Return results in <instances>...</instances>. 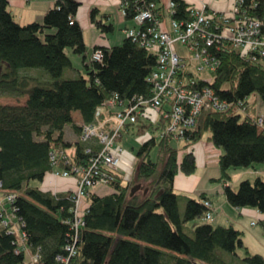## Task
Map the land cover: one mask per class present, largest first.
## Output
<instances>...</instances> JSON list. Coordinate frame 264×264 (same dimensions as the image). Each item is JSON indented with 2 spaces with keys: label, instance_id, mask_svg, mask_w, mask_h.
<instances>
[{
  "label": "trees",
  "instance_id": "1",
  "mask_svg": "<svg viewBox=\"0 0 264 264\" xmlns=\"http://www.w3.org/2000/svg\"><path fill=\"white\" fill-rule=\"evenodd\" d=\"M157 1L123 0L126 19L133 20L139 8L155 2V20L146 24L162 21L165 14ZM80 4L78 0H56L42 21L22 24L16 20L10 0H0V96L27 97L24 103H0L1 188L3 195L18 192L6 207L23 223L30 249L40 250L47 264H62L56 256L66 254L71 237L66 220L72 216L73 191L45 190V178L55 168H71L60 158L62 152L70 155L72 165H88V144L80 140L83 125L94 122L97 109L116 94L124 100L152 95L148 77L158 57L126 37L118 45H95L93 50L102 51V60H88L83 28L76 18ZM242 7L262 19L264 0H244ZM172 17L186 21L192 15L185 2L176 0ZM90 18L105 38L115 29L110 15L99 7H92ZM68 48L83 56L86 74L74 67ZM211 50L218 61L213 81L200 79L198 84L209 83L222 99L245 101L249 113L234 108L202 111L181 138L185 141L182 156L172 145V137L145 139L136 154L133 182L123 173L111 171L107 184L111 192L89 190L75 264H264V255L251 252L244 231L234 224L215 226L205 220L190 227V221L204 219L209 198L178 193L174 186L178 173L196 171V156L188 147L209 131L208 139L222 150L219 180L226 183L230 204L264 213L262 177L254 182L242 180L238 189L229 183L231 168L264 163V129L252 124L260 113L249 100L256 94L264 104V59L249 57L226 41ZM31 68H41L45 74L35 76L29 72ZM76 111L83 118L81 123L74 119ZM68 125L79 139H66ZM156 145L159 155L154 160L150 152ZM52 153L59 156L56 166ZM144 182H148L144 192L140 189L131 195L132 187ZM17 243L16 234L0 224V264H28L27 253L16 252Z\"/></svg>",
  "mask_w": 264,
  "mask_h": 264
},
{
  "label": "built area",
  "instance_id": "2",
  "mask_svg": "<svg viewBox=\"0 0 264 264\" xmlns=\"http://www.w3.org/2000/svg\"><path fill=\"white\" fill-rule=\"evenodd\" d=\"M237 0L234 9L229 14L219 16L208 9L206 5L199 9H189L190 20H177L172 17L176 9V0H171L168 12L172 19L173 32L161 27V20L154 25L146 24L155 20V2L147 7L139 8L134 17V25L125 29V35L157 54V64L148 77L153 93L149 97L134 96L124 100L118 94L107 99L96 111V120L83 125L80 140L87 143L86 153L91 154L88 165H72L70 155L61 153L60 158L70 165L69 169L53 171L57 176L74 178L76 187L71 195L73 202L72 216L69 224L70 241L66 244V254H58L56 261L62 264H75L78 254L77 241L81 229L85 226L83 215L88 207L85 198L89 190L97 184L107 185L112 179L111 171L123 173L127 181L134 177L133 169L136 156L126 150L120 143L123 131L135 125L140 118L151 119L154 115L161 116L165 125V137L182 138L187 129L194 126L197 118L206 109L227 110L236 109L248 114L249 108L245 101L231 102L222 99L209 84H198L197 79L187 68L185 58L181 57L175 48L180 42L186 45L192 58L199 60L198 70L209 67L213 72L218 61L211 48L220 42H230L235 47H241L242 53L256 59H264L263 20L243 9L242 2ZM257 2L253 3V6ZM121 10L126 14L125 5L121 0ZM92 59L102 60V51L95 49ZM203 81L205 79H202ZM210 82V81H208ZM168 124V126H167ZM258 129H264V114L252 120ZM58 153H52V161L56 166ZM2 183L0 182V188ZM2 191H4L1 188ZM6 192V191H5ZM18 192L5 193L6 202L0 205V224L9 228V232L17 236V253L25 252L29 257L28 264H47L42 259L40 250L33 252L27 242V234L22 230L23 223L16 219L15 214L6 207L12 204ZM86 204V205H85ZM209 209L204 220L213 217L212 203L205 200Z\"/></svg>",
  "mask_w": 264,
  "mask_h": 264
},
{
  "label": "crops",
  "instance_id": "3",
  "mask_svg": "<svg viewBox=\"0 0 264 264\" xmlns=\"http://www.w3.org/2000/svg\"><path fill=\"white\" fill-rule=\"evenodd\" d=\"M56 0H10V8L16 18L22 24H26L32 21H42L45 13L52 7H54ZM81 4L78 8L76 18L81 24L84 32V39L86 44L94 49L97 44H106L108 46L121 44L126 38L125 29L134 25L133 20H127L121 10V0H78ZM171 0H158L157 4L162 7L164 12V18L161 22V27L164 30L171 31L172 26L168 22V16L171 15L168 12V6ZM188 6V9H199L204 5L211 11L217 13L219 16L223 14H229L235 7L237 0H182ZM92 7H99L102 13L110 15V20L114 24V28L119 26L123 36L114 35L115 29L111 32L113 35L107 34L106 38L100 33V30L93 25L90 12ZM263 20V32H264V12L262 16ZM117 35V36H116ZM94 51V50H93ZM3 97V96H1ZM15 102L4 104H18L24 103L27 97H22V101L17 98ZM1 99V98H0ZM2 102V101H0ZM3 104V103H2ZM254 104L259 105L257 100H254ZM259 107V106H258ZM260 109V107H259ZM258 111V110H257ZM77 112V111H76ZM79 119H75L76 122L81 123L83 118L81 114ZM132 126L126 128L129 132ZM75 133V132H74ZM68 141H75L79 139L77 134H73L72 137H67ZM196 156L197 169L193 174L178 173L175 177V190L178 193L187 194L189 196L198 198L202 194H205L212 203L213 217L215 224L235 226H254V219L261 221L264 224V213L258 211L252 207H235L227 199L224 191L226 183L220 181L221 170L219 167V157L222 150L215 146L209 139L204 141L192 143L189 147ZM71 149L70 152H73ZM58 170L55 168L53 171ZM60 170V169H59ZM51 171L45 178L42 184L43 189L52 190L55 192H67L75 189L76 181L74 178H68L63 176H57ZM230 183V182H229ZM231 184V183H230ZM232 185V184H231ZM92 190V189H91ZM88 204L87 198H85ZM86 205V204H85ZM243 224V225H242ZM237 226V227H238ZM243 227V228H244ZM240 228V227H238ZM264 242L259 246L257 252L264 255Z\"/></svg>",
  "mask_w": 264,
  "mask_h": 264
},
{
  "label": "rangeland",
  "instance_id": "4",
  "mask_svg": "<svg viewBox=\"0 0 264 264\" xmlns=\"http://www.w3.org/2000/svg\"><path fill=\"white\" fill-rule=\"evenodd\" d=\"M167 20L172 26V19L170 16H168ZM170 32H173V30H171ZM116 33L120 37L124 35L122 33L121 29L119 28V26L116 27L114 35ZM112 35H113L112 33H109V36H112ZM175 48L179 52L181 57L185 58V60L188 64L187 68L189 69L190 72H192L194 74V76L197 79L200 78V79H205L206 81H210V82L213 81V75H212L211 69L209 67H206L202 71H199L198 70L199 60L195 57L192 58L190 51L186 45L178 42L175 44ZM236 49L240 52L243 51V49L241 47H236ZM67 52L69 53V55L72 59L74 67L76 69L80 70L83 74H86V69L83 66V56L73 53L71 48H68ZM92 54H93V49L87 43L86 55H87L88 60H90L92 58ZM29 72L31 74H33L35 76H39V77L41 75L45 74V70H43L41 68H31ZM0 98H1L0 101H2L0 103H3V104L4 103H12V102L16 101V99L11 98L10 96H3V97L0 96ZM22 100L23 99H19V101H22ZM249 100L251 102H254V100H257L259 103V105H257V110L260 114H264V104L258 95H256V94L252 95ZM258 106L260 107V109ZM73 115H74L75 119H79L78 116L80 115V113H79V111H77V112H74ZM167 126H168V124H167ZM163 133H165V125H163L161 116L157 117L154 115L151 119L146 118V117H142L138 123H136L135 125H133V127H131L129 132L126 129L123 131V138L120 141V143L126 150H128L129 152L133 153L134 156H136L141 143L145 139H147L150 136L155 135L157 141H159ZM73 134H75V133H74L72 126L68 125L66 127V136L71 138ZM209 135H210V132L207 131L205 133V135L203 136L202 140H204V141L208 140ZM172 139H173L171 141L172 145H174L180 149L179 155L182 156V153L184 152L183 147L185 144L184 139L177 138V137H173ZM150 153H151L150 155H151L152 159L157 160L158 155H159L158 145L153 147L151 149ZM137 164H138V160L136 158L135 165H134L133 169H131V171H133L134 177L132 178V180L130 182H133L135 180V171L137 168ZM230 175H231L230 183L232 184V187L235 189H238L240 181H242V180L249 179L250 181L254 182L258 176H260L264 179V163H256L254 166H250V167L231 168L230 169ZM147 184H148V182L143 183V186H142L143 189L141 188V190L139 191L140 193L144 192V187H146ZM75 187H76V185H75ZM92 191L97 192L99 194H106V193L111 192L112 188L109 185L97 184V185L93 186ZM5 202H6L5 196L3 195V191L0 188V205L4 204ZM203 221H205V220L199 219V218L192 220L189 222V226L194 227ZM214 221H215V219L212 218L211 220H209L207 222H210L213 225L217 226L218 224H215L216 222H214ZM254 223L256 224L254 226L249 225L248 227H246V226L244 227V226H238V224H237V226L240 227L244 231L243 238H244L245 244L250 248L251 252L257 253V251H259L258 250L259 246L262 244V242H264V224L257 219H254Z\"/></svg>",
  "mask_w": 264,
  "mask_h": 264
},
{
  "label": "water",
  "instance_id": "5",
  "mask_svg": "<svg viewBox=\"0 0 264 264\" xmlns=\"http://www.w3.org/2000/svg\"><path fill=\"white\" fill-rule=\"evenodd\" d=\"M142 188V185L140 183L135 184L131 189V195H134L138 190ZM148 192V188L145 189V193Z\"/></svg>",
  "mask_w": 264,
  "mask_h": 264
}]
</instances>
